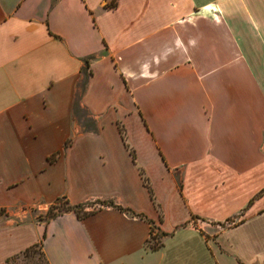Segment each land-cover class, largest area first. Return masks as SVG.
<instances>
[{"label": "crops", "instance_id": "0c3cea01", "mask_svg": "<svg viewBox=\"0 0 264 264\" xmlns=\"http://www.w3.org/2000/svg\"><path fill=\"white\" fill-rule=\"evenodd\" d=\"M36 243L264 264V0H0V264Z\"/></svg>", "mask_w": 264, "mask_h": 264}, {"label": "trees", "instance_id": "16d2710c", "mask_svg": "<svg viewBox=\"0 0 264 264\" xmlns=\"http://www.w3.org/2000/svg\"><path fill=\"white\" fill-rule=\"evenodd\" d=\"M81 72H83V74L85 75L84 73V69L81 68ZM72 113L73 115L75 116H79V112H78V109H77V103H76V100L73 101V104H72ZM84 126V129H89V130H94V125H93V122L92 121H85V123L83 124ZM61 199H56L51 205L48 206L47 210H46V214L44 216V220H47L53 216H55L56 214L58 213H61V212H64V211H70V210H74L75 212H77V216H82V215H85L86 213H89L90 211H83L82 210V206L84 205H89L88 203L87 204H83L82 206L81 205H78V206H70V205H67L66 204V201L63 200L62 202L66 205L64 209H57V211H53V207H55L56 203L59 202ZM100 206H110V207H116L115 205H113L111 203V201H102L100 202ZM118 210H121V211H124L123 209H121L120 207H116ZM81 211V213H80ZM92 211V210H91ZM151 234H150V237H149V240L147 241L146 243V246L148 249H156L158 246H159V238L161 236H163L164 234L163 233H153V226L151 225ZM152 242V243H150ZM150 243V244H149ZM32 248H37L39 253L41 254V256L43 257L42 253H41V250H40V243H36V244H33L31 246H29L28 248H26L25 250H23L19 255L13 257L12 259H16L17 257H19L20 255H25L26 252ZM11 259V260H12ZM44 259V258H43ZM9 260L7 262V264H9V262L11 261ZM45 261V260H44ZM46 263V262H45ZM47 264V263H46Z\"/></svg>", "mask_w": 264, "mask_h": 264}, {"label": "rangeland", "instance_id": "374dc122", "mask_svg": "<svg viewBox=\"0 0 264 264\" xmlns=\"http://www.w3.org/2000/svg\"><path fill=\"white\" fill-rule=\"evenodd\" d=\"M63 199H61L59 202L56 203L55 207H53V211H57V209H64L65 208V204L62 202ZM94 202V203H93ZM90 210L87 211H91L94 210L97 206L93 207V204H97L98 206H100V202L99 201H91L88 203ZM81 213V211H80ZM46 214V211L42 214V215H37L36 219H41L44 220V216ZM152 243V242H150ZM149 243V244H150ZM9 264H46L43 257L41 256V254L39 253L37 248H32L30 250H28L26 252L25 255H20L19 257H17L16 259H12Z\"/></svg>", "mask_w": 264, "mask_h": 264}, {"label": "built area", "instance_id": "2783aa9c", "mask_svg": "<svg viewBox=\"0 0 264 264\" xmlns=\"http://www.w3.org/2000/svg\"><path fill=\"white\" fill-rule=\"evenodd\" d=\"M93 203H94V202H93ZM94 206H97L96 208H99V207H100V206H98L97 204H93V207H94ZM90 208H91V207H89L88 205H84V206H82V210H83V211L90 210Z\"/></svg>", "mask_w": 264, "mask_h": 264}]
</instances>
